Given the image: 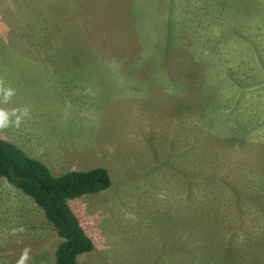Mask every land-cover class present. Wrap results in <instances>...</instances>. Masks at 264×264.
Returning a JSON list of instances; mask_svg holds the SVG:
<instances>
[{
    "label": "rangeland",
    "instance_id": "rangeland-1",
    "mask_svg": "<svg viewBox=\"0 0 264 264\" xmlns=\"http://www.w3.org/2000/svg\"><path fill=\"white\" fill-rule=\"evenodd\" d=\"M0 82L1 139L109 178L76 264H264V0H0ZM58 243L0 179V264Z\"/></svg>",
    "mask_w": 264,
    "mask_h": 264
},
{
    "label": "trees",
    "instance_id": "trees-1",
    "mask_svg": "<svg viewBox=\"0 0 264 264\" xmlns=\"http://www.w3.org/2000/svg\"><path fill=\"white\" fill-rule=\"evenodd\" d=\"M0 179L27 197L41 211L58 238L53 264H76V258L92 250L67 202L105 191L110 181L101 168L52 175L38 160L26 156L14 144L0 138Z\"/></svg>",
    "mask_w": 264,
    "mask_h": 264
},
{
    "label": "clouds",
    "instance_id": "clouds-1",
    "mask_svg": "<svg viewBox=\"0 0 264 264\" xmlns=\"http://www.w3.org/2000/svg\"><path fill=\"white\" fill-rule=\"evenodd\" d=\"M0 83H2V82H0ZM0 91L3 92V98H4V101L5 102H7L8 99H10V97L12 95H14V91L12 89H3V88H0ZM23 114L24 115H27L28 114V110L27 109H24L23 110ZM19 123H20V120L18 118L16 120V122H15V126L16 127H19ZM7 127H9L8 114L5 111L0 110V130L6 129ZM27 253H28V250L25 249L24 254L22 255V258L18 262V264H23L24 260L28 258L27 257Z\"/></svg>",
    "mask_w": 264,
    "mask_h": 264
},
{
    "label": "crops",
    "instance_id": "crops-1",
    "mask_svg": "<svg viewBox=\"0 0 264 264\" xmlns=\"http://www.w3.org/2000/svg\"><path fill=\"white\" fill-rule=\"evenodd\" d=\"M7 141V140H6Z\"/></svg>",
    "mask_w": 264,
    "mask_h": 264
}]
</instances>
